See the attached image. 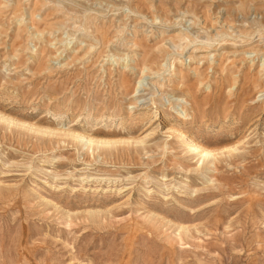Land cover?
<instances>
[{
  "label": "rangeland",
  "instance_id": "rangeland-1",
  "mask_svg": "<svg viewBox=\"0 0 264 264\" xmlns=\"http://www.w3.org/2000/svg\"><path fill=\"white\" fill-rule=\"evenodd\" d=\"M0 264H264V0H0Z\"/></svg>",
  "mask_w": 264,
  "mask_h": 264
},
{
  "label": "bare ground",
  "instance_id": "bare-ground-1",
  "mask_svg": "<svg viewBox=\"0 0 264 264\" xmlns=\"http://www.w3.org/2000/svg\"><path fill=\"white\" fill-rule=\"evenodd\" d=\"M140 48V47H139ZM187 111H188V109L186 110V109H183V108H181V110H180V114H182V115H186L187 114ZM170 129H172V128H170ZM173 130H174V128H173ZM178 130V129H177ZM175 131V130H174ZM77 133V132H76ZM178 133L181 135V136H183L184 135V133H182V132H180L179 130H178ZM89 136V135H88ZM87 135H85L84 133L83 134H77L76 136H75V138L76 139H80V138H89V139H91L90 137H88ZM184 137V136H183ZM189 140V142L191 143V145L189 144L188 146H189V148H191L194 152H195V156H198L201 160L203 159H205L206 157H208V156H210L211 155V151H209L208 149H206V148H204L203 146H201V145H199V144H197L193 139L192 140H190V139H188ZM213 155V154H212Z\"/></svg>",
  "mask_w": 264,
  "mask_h": 264
}]
</instances>
